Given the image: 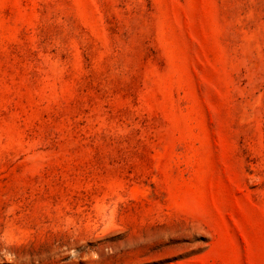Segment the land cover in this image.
<instances>
[{
  "label": "rangeland",
  "instance_id": "1",
  "mask_svg": "<svg viewBox=\"0 0 264 264\" xmlns=\"http://www.w3.org/2000/svg\"><path fill=\"white\" fill-rule=\"evenodd\" d=\"M0 264H264V0H0Z\"/></svg>",
  "mask_w": 264,
  "mask_h": 264
}]
</instances>
